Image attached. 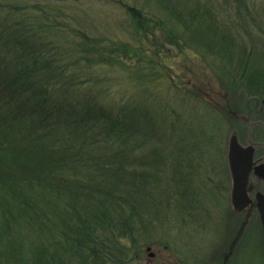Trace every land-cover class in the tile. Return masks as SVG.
Masks as SVG:
<instances>
[{"label": "trees", "instance_id": "16d2710c", "mask_svg": "<svg viewBox=\"0 0 264 264\" xmlns=\"http://www.w3.org/2000/svg\"><path fill=\"white\" fill-rule=\"evenodd\" d=\"M25 1L0 0V264H133L149 223L187 210L184 155L205 153L219 121L199 108L167 113L151 89L160 62L136 74L139 94L116 98L88 71L127 65L131 49L160 58L168 43L189 44L218 58L245 97H264V4L115 0L140 41L132 45L93 35L64 6ZM21 216L37 221L32 237Z\"/></svg>", "mask_w": 264, "mask_h": 264}, {"label": "rangeland", "instance_id": "374dc122", "mask_svg": "<svg viewBox=\"0 0 264 264\" xmlns=\"http://www.w3.org/2000/svg\"><path fill=\"white\" fill-rule=\"evenodd\" d=\"M139 1L141 3L144 0ZM33 2L40 3L52 12L58 6H64L62 10L70 12L77 25L87 28L95 36L122 39L132 45L140 42L130 33L126 14L115 0H27L24 4L31 5ZM249 3L251 6H260L264 4V0H250ZM46 4L48 5L45 6ZM166 29H169L168 24ZM157 34L161 35L162 30L157 31ZM163 34L170 38L168 33ZM170 35L180 38L181 28L173 29ZM147 46L145 43V47ZM168 46L169 50L160 58L136 48L122 58L127 65L99 64L88 71L91 76L97 74L100 81H103L99 84L100 91L104 90L101 92L104 94L102 96L116 98L124 90L126 93L139 94L141 88L138 91L132 87L136 74L141 73L143 67L147 68L150 59L155 63L160 62L164 68H159L157 77L152 79L151 89L155 100L160 101L164 108L167 107V113L171 111L173 117L174 114H185L192 108H199L206 116L219 121V125L212 130L213 139L209 144H204L207 145L205 153L194 151L184 155L188 160L185 164L182 162V165L187 173L185 179L190 183L189 196L192 200L179 206L187 210H167L162 224L149 223L141 232L144 239L140 240L142 244L139 257L132 263L264 264V233L257 211L251 210L249 219L243 223L242 214L231 213L227 161L230 133L238 123L236 119H232L230 110L239 108L238 111L242 113L246 107L258 103L261 98H256L257 102H254L245 97L241 92L245 84L237 80L231 82L232 75L225 73L224 64L218 58L205 57L189 44L183 51H179L175 44L168 43ZM151 78L152 76H148V79ZM139 99L138 96L135 103ZM157 114L161 115V112L157 111ZM238 126L242 134L244 127L242 124ZM197 131L196 127L192 128V132L200 136ZM143 146H152V141L146 140ZM18 223L25 237H32L38 229L37 221H30L29 217H19ZM148 246L150 250L147 249ZM152 251L154 257L149 256Z\"/></svg>", "mask_w": 264, "mask_h": 264}, {"label": "flooded vegetation", "instance_id": "af4514ba", "mask_svg": "<svg viewBox=\"0 0 264 264\" xmlns=\"http://www.w3.org/2000/svg\"><path fill=\"white\" fill-rule=\"evenodd\" d=\"M254 102H257L256 99H254ZM236 109L237 108L230 110L232 119H236V122H238L237 126L232 129L230 134H235L238 142L242 146L249 147L252 150L253 161L252 170L249 174V180L247 184V194L251 198L252 204L246 206L241 211L233 210L231 204L232 178L229 170L230 185L228 202L230 203L231 213H239L244 216L242 219L243 223L249 219L251 210L257 211V207L255 205V194L258 192L264 194V98H261L258 103L246 107L242 113L241 111H238L239 108L237 110ZM238 124H242V127H244L242 134L239 132L240 127ZM255 167H260L261 172H263L261 176L255 173ZM154 255L155 254L153 253L151 256L154 257Z\"/></svg>", "mask_w": 264, "mask_h": 264}, {"label": "water", "instance_id": "95a60500", "mask_svg": "<svg viewBox=\"0 0 264 264\" xmlns=\"http://www.w3.org/2000/svg\"><path fill=\"white\" fill-rule=\"evenodd\" d=\"M227 159H228V166L232 178L231 204L233 210L241 211L246 206L252 204V200L247 194V184L249 180V174L253 166L252 150L249 147L242 146L238 142L236 135L232 134L228 142ZM254 171L259 176H261V174L263 173L261 172L260 167H255ZM255 205L257 207L258 215L264 233V194L263 193L258 192L255 194ZM149 255L151 256L153 255V253H150Z\"/></svg>", "mask_w": 264, "mask_h": 264}]
</instances>
